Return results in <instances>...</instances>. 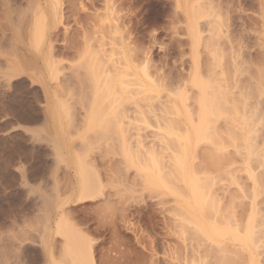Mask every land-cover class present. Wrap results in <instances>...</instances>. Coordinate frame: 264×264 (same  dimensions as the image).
I'll use <instances>...</instances> for the list:
<instances>
[{
	"label": "rangeland",
	"instance_id": "rangeland-1",
	"mask_svg": "<svg viewBox=\"0 0 264 264\" xmlns=\"http://www.w3.org/2000/svg\"><path fill=\"white\" fill-rule=\"evenodd\" d=\"M37 1L39 0H7L6 2L4 0H0V28L3 25V28L0 29V254H3L2 256L0 255V264H46V262L47 264L60 263L61 254L59 253L61 251L60 247L62 246V243L60 244L59 242H61V239L56 236H54L53 238L48 237L49 233L46 232L47 227L45 226V222H47V219L45 220L46 216L44 215L48 214H45L46 212L53 211L51 213L53 214V218H55V216H57L56 214L61 213V210L58 208L55 209L53 207H55L56 204L60 203L62 200H65L64 202H66V200H69L73 196L72 192L74 191L73 186L75 187V171L71 167V162H74V159L80 156L85 159L86 165L89 166L90 171H92V177H94V181H97L95 183L97 184L99 182L100 189L103 186L101 189L102 191L100 190L101 195L104 193L103 198L110 202H106V200L103 198H98L94 201L91 200L83 203H70L68 204V206L66 204L65 207L63 205V207L65 208L63 209L67 210V212L71 211L72 214L74 213L72 218L73 220L75 219V217L79 219H75L79 223L80 220H83L85 218L83 221H85L86 224L84 222L83 223L85 224V226L87 225V223H89L87 226L91 227V229L97 228V225L101 226L100 224L103 223V220L104 228L109 224L108 229H104L106 232L103 230V228L101 229L100 232H105L103 235L102 233H99V231L97 233V236H95V231V234L92 233L94 234L92 237L95 236V239L93 238L94 243H97V245H95V251L97 250L95 252V258H97L95 259V263L97 262V264H103V254L106 251L105 249L110 246V250L109 248L107 249L109 252L112 251L111 249H113L112 252L108 253V255L113 254V256L109 255V257L111 256L112 259L110 264H127L128 262H126V260L129 261L130 264H140L141 262V264H189V260H192V258H190L192 257V255L188 256V253H195V250H191L192 253H190V251H187V247L189 246L188 244L191 243V246L194 244L193 246H196V248H198L197 246L200 242H195L194 236H192L191 233V235L189 233L186 234L187 236L183 235L184 237L180 235L181 231L179 229V226L177 229L175 224L178 222H175V215H173L174 211L171 209L174 206L172 197L170 196V198L164 194L159 195V193L151 190L146 191L147 189L145 190V188H142V184L141 182H139L140 180L138 181L134 169H131L130 172L128 171L125 173L123 166H119L120 162L118 164V162L116 161H120L119 159L121 158L117 155V146H112V142L110 139L106 140L107 142L103 140L105 143L101 141L102 144L99 145L101 142L93 140V135L91 137L89 136L88 139L90 140V142L95 141L96 144L98 143L97 145L94 144V142H85V145L83 144V142H81L82 139L80 133H83L82 121L84 120L83 116L85 115V109L83 106L85 105L84 103L81 104V101H79V99L76 97H72L73 99L71 98V95H69L68 97L69 92L67 91L70 90L67 88H72L73 91L74 89L75 91L77 89V81L75 79L76 74H74L75 71L73 70L81 60V56L83 53H85L86 48L92 51L94 50V52H99L100 50V54H102L100 56L102 58L104 57L105 59L107 58L106 61L108 62H105L110 71H113L115 67V72H120V76L123 75L124 80L128 75L126 77L127 81L130 77V80L135 78H132V72L134 74V71H137V73L140 71V74H142L143 67L146 68L147 65L149 66H147L148 73H151V75H149L152 76L153 79L158 77L156 78L158 79V81H164L165 79L161 80V78L163 77H166V80L164 82L169 79L173 80L179 74L181 75V71L182 75L187 74L189 70L188 68L191 65L190 63L192 60L193 52L192 45H190L191 40L188 33L187 19H185V12L188 11L189 6H193V0H187V3L181 0L180 5L178 6L177 4L179 0L178 2L177 0H49L52 3L54 2L53 4L51 3L52 6L55 4L59 11L62 10L61 13L63 14V22L59 25L60 30L58 29V31L55 33L56 36H54L53 45L55 44V46L49 52H41V54L43 53L45 54V56L48 53L49 56L48 54L47 56L52 60V63H54L53 65L56 68L55 71L59 70L57 71L58 77H56L54 80V77H52L53 75H51V73L50 75L48 74L49 71L44 73V71H46L47 69L44 67V64H42L40 60L42 59L43 54L42 56H39L40 52L25 46V43L28 41L27 26L31 19V14L37 9L39 5V2ZM46 1L48 4L46 3ZM46 1L44 0L45 4L42 1L41 2L43 5L47 4L46 6L48 7L49 5L50 7L51 5L49 4L48 0ZM210 2H212L213 4ZM4 3H6V6ZM209 3L211 5L210 8L207 5ZM203 4H205L204 7L201 3L202 9L205 12H207V10H211L212 16L204 19L201 18L198 20L199 28L203 29L200 31H205L201 33L202 37L205 38H202V40L204 41L200 43L199 47V51H201V54H203V56H201L204 57L205 52H208L204 49L207 50V43L205 42L210 37L211 40H209L211 42L213 40L212 44L214 45V48L218 47L226 53H240L241 58L239 57V60H242V58L246 57L248 58L249 55L250 58L252 56V58H254L253 64H255V62L257 61L255 67L252 64L253 67L251 68H254L253 70H255V72H252V74L258 71L260 74V68L262 67L261 70H264V67L262 66L264 64V49H262L264 48V0H205ZM218 4L221 5V8ZM8 5L11 6V8L13 7L14 13H12L11 19L4 12L6 10L5 7H7ZM238 5L240 8L238 7ZM206 6L208 7V9H205ZM177 7H179L181 11ZM81 9L84 11H81ZM217 11H219V13H216ZM3 12L5 14L4 16H6L4 18H7L8 21L3 18ZM208 14H210V12ZM217 14L220 18V20L218 19L219 22H217ZM213 15L217 16L214 17ZM252 16L253 18L250 19V17ZM12 24L14 25V27ZM108 24H110V26ZM17 25H20L19 29ZM8 26L9 29L6 30V27ZM21 26L24 29H22ZM67 26L69 30L65 32V27ZM16 29L22 32H20L21 35ZM10 30L15 31V33H12ZM214 30H216V34L218 35L215 34V36L213 37L211 35L214 34H211V32L213 33ZM105 32L107 35L105 34ZM16 34H19L20 36H17ZM99 34L102 37H100ZM217 36L218 39L221 38V40L216 39L215 37ZM84 37H87V41L89 42V44L84 41ZM103 37L105 39H102ZM21 39H23V41ZM94 39L96 40L94 41ZM209 40H207V42H209ZM112 41H114L115 44L112 43ZM67 42L69 46L67 45ZM116 43L119 45H117ZM120 43H123L122 46L120 45ZM127 44L129 45L127 46ZM83 45L85 48L83 47ZM123 45L125 46L123 47ZM115 46H119V48H121V53L120 49L116 48ZM237 50L239 51L238 53ZM109 51L111 53V56H108ZM112 51H114V53ZM24 53L25 55H23ZM247 54L249 55L246 56ZM22 56H25V61ZM37 56L39 57L37 58ZM53 56L55 58L54 60ZM119 56H121L122 58ZM26 58L29 61H27ZM36 58L38 59V62ZM126 58H129L128 60L132 64L131 71L130 69H128L130 74L126 71ZM205 58H200V62L201 59L202 61L206 60ZM247 58L246 60H248ZM31 62H34L35 66H32ZM204 62L206 63V61H203L202 63ZM146 63L147 65L145 66ZM249 63L251 64L252 60ZM26 64L29 65L27 66ZM227 64H231V61L227 60ZM133 65L135 66L134 68ZM29 66L33 67L34 69L30 68ZM135 68H139V71ZM249 68L247 69L246 64L242 66L243 72L241 77L246 75L247 70L249 72L252 70ZM10 70H14L15 72H11ZM115 72L113 71L112 73ZM68 74L71 75L68 76ZM248 74L250 75L251 73ZM8 76L13 77L10 78L11 81ZM71 78H74L76 82L73 81L74 79L71 80ZM130 80L129 82L133 83V80ZM129 82H127L128 85ZM63 85H65V88ZM74 85L75 87L73 88ZM135 88L136 87L133 86V84L129 85L128 90L131 91L129 94H127L128 91L126 90V94L124 97L129 95L131 96V92L133 93L135 91ZM164 94L166 95L167 92L162 93L163 96ZM63 96L67 98V104L68 101L69 103L72 102L70 104H73L72 106L74 108L69 104V106L72 107H69L70 111L72 110V113L69 111L70 115H56L55 117H59L55 120L51 109L55 108L56 104H58V101L66 103ZM134 96H136L135 93L132 96V100L135 99L136 102L137 98ZM53 97L55 99H52ZM70 99H72V101H70ZM123 99L124 98H122V101ZM132 100L130 102L123 101L126 102L125 104L123 103L124 107L121 105L122 112H126V115L123 113L124 116H127H122L126 119L123 120L125 122L124 131L126 132L124 133V136L128 143L132 144V146L137 143L136 140H138V138L135 137L141 136L140 138L142 141H144V144L145 142L147 143V145L145 144V146L150 147L148 146V143L149 145H153L155 140L154 138L157 137L156 133H154L156 130L152 128L156 125H154V123H156V120H154L155 118H153V115L148 112L145 114V119L143 117H141L140 119L136 118L137 115L135 114L134 117L132 113L135 110V102H133ZM132 103L134 104L131 106ZM127 113L129 114L127 115ZM134 122L137 123L134 124ZM148 122H150V126L147 125ZM139 123L140 126L138 125ZM80 125H82V127H80ZM157 140L158 138L154 143V145H156V148H158L159 144L161 146L163 145L159 140V142ZM86 146L88 148H86ZM113 151L116 152L114 153ZM113 160H115V162ZM112 167H114V169ZM112 173L115 177L117 176V178L113 177ZM123 177L126 179H124ZM69 179L72 181L70 182ZM67 185L69 189H67L66 191ZM68 190L70 192H68ZM67 194L69 196H67ZM48 196H50V198L52 196L53 200L55 199L54 202H52L53 200L50 201ZM119 196H121L122 200L125 199L124 201H126L127 199L128 202H126L129 205L127 203L126 204L130 207V211L133 210V212L130 213L128 211V214L126 213L127 215L123 213L124 211H127V209L124 210L126 208L125 202L119 200ZM165 196H167L168 198ZM59 198L61 201L57 200ZM110 198L114 201H121H116V203H119H117L119 206H113L117 208L116 210L112 209V204H114L115 202ZM46 200L56 211L50 210L51 207L48 209V207L46 206ZM104 200L105 202H103ZM101 203H103V206H101ZM106 203L112 204L110 206H107ZM116 203L115 205H117ZM52 204H54V206H52ZM121 204L123 208L125 207L124 209L121 207ZM106 206L107 208H105L106 210L104 212V207ZM109 207H111V209ZM46 208L47 210H45ZM168 210L173 213L171 214ZM54 211L56 214H54ZM97 211H99V213H97ZM124 214L128 216L131 222L133 221L132 223H134L136 227L139 226L137 230L140 234L135 235V233L127 231L123 226L124 223L122 221L121 222L123 224L121 222L117 223L122 220L121 216L123 218ZM90 216L92 217V220L89 219L91 218ZM101 217L104 219L100 220ZM118 217L119 219H117ZM172 217H174V220ZM105 220L107 223H105ZM114 220L116 221V223ZM113 221L115 224H117L114 225L115 228L117 227L121 231L120 237L123 236L125 242H127L128 244L123 242V237L122 239L120 237L118 238V234L114 235L113 233L114 236L111 235L112 233L111 231H109L111 230V228H109V226H112L113 223L111 222ZM83 223L81 221V224L79 225L81 227H84L82 226L84 225ZM46 224H48V222ZM123 228L125 229L122 230ZM114 229H112V231ZM119 229L117 230L119 231ZM177 230H179L180 232ZM114 232L116 231L114 230ZM141 233L142 235H144L142 236ZM134 235H138L137 237L143 240L141 241L136 237L140 241L138 244V241H136L137 239H135ZM55 237L56 239H54ZM112 237L113 239H111ZM114 237L117 240H122V242L121 240L119 241V243H121L120 245L119 243L117 244L118 241ZM185 237H189V239L186 238L188 240L187 243ZM53 239L55 243L53 242ZM115 240L117 242H114ZM151 241L152 245H154V252L153 250L151 251ZM47 242H53L52 246L54 245L53 251L55 252L54 261L50 260V258L45 254L46 252L44 248ZM141 242H143V245ZM149 245H151V247H149ZM199 245H201V243ZM183 248L187 249L185 250ZM196 248L194 247L193 249ZM203 248L205 247H202V249ZM189 249L192 248L190 247ZM122 251H124L125 253H122ZM120 252L124 256H122ZM129 252V256L126 255ZM135 252H137V258ZM184 252L188 253H185L184 255ZM150 255H152V258ZM186 256H188L190 259L187 257V259L184 261V258H186ZM133 258L136 259L134 260ZM118 259L120 260L119 263L117 262ZM155 260L158 263H156ZM207 260L208 261L206 263L211 264L212 260ZM187 261H189V263Z\"/></svg>",
	"mask_w": 264,
	"mask_h": 264
},
{
	"label": "bare ground",
	"instance_id": "bare-ground-1",
	"mask_svg": "<svg viewBox=\"0 0 264 264\" xmlns=\"http://www.w3.org/2000/svg\"><path fill=\"white\" fill-rule=\"evenodd\" d=\"M4 1L6 2L7 0H4ZM41 1L45 4L44 0H41ZM41 1L40 0L37 1L39 2L38 3L39 5L37 9L30 16L31 19L27 26L28 41L25 43L26 47L40 52L39 56L40 55L42 56L44 51L49 52L55 46V44L53 45L54 36H56L55 33L58 31L59 25L63 22L62 21L63 14L61 13L62 10L59 11L55 4L52 6L54 2L52 3L51 1L48 0L51 6L49 7L48 5L47 7L46 6L48 4L47 1L45 0L47 3L46 5H43ZM182 1L187 3V0L185 1L182 0ZM204 1L205 0H193L192 1V4L194 3L193 6L192 7L189 6L191 4L190 3L189 5H187L189 6L190 9L186 7L188 8V11L185 12L186 14L185 19H187L188 33H189V37L191 40L190 45H192V52H193L192 60L190 63L191 65L188 68L189 69L188 72L186 71L187 74L182 75V71H181V75L179 74L180 76L178 75L173 80L169 79L170 82L169 80H167L168 82L167 81L164 82L166 80V77L165 78L163 77L161 78V80L162 79L163 80L165 79V80L164 81L159 80L160 83L162 82L160 84L158 79H156L158 77L156 78L154 77L155 79H153L152 76H150L151 73H148L149 66L146 63L145 66L147 65L148 67L146 66L145 68L142 66L143 67L142 74H140L141 72L139 71V68H135L136 70L138 69L139 72L137 73V71H134L135 72L134 74L132 72V75H133L132 78L134 77L135 78L130 80L131 78L130 77L128 78V81H127L126 80V77L128 76L127 74H125L127 76L125 77V80H124V76L123 75L120 76L121 74L120 72L119 73H116L117 71L115 72L114 70L115 67L113 69L115 73H112L113 72L112 70H111L112 72L110 71V69L108 68L106 64V62H108L106 61L107 58L105 59L103 57L105 59L104 60L100 56L102 55L100 54L101 53L100 50L99 52H94V50L92 51L86 48L85 53H83L81 56V60L79 61L78 65L74 67V70H73L75 71L74 74H76L75 79L77 81L76 83L77 89L76 91L75 89L73 91L72 88L71 89L67 88L70 90V91H67L69 92L68 97L69 95H71V98L76 97L79 99V101H81V104L84 103L85 105L83 106L85 109V110L83 109L84 114H85L83 116L84 120L82 119L83 120L82 121L83 122V133L82 132H81L82 134L80 133L81 139H82L81 142H83V144L85 142L86 143L94 142V144H96L95 141L101 142L103 140L106 141L110 139L112 142V146L114 147L117 146L116 147L117 155L121 158L119 159L120 161L118 160L116 161L118 162V164L120 162L119 166L120 165L123 166L125 173L128 171L130 172L131 169H134L136 172V177L138 178V181L140 180L139 182H141L142 188H145V190L147 189L146 191L151 190V191L159 193V195L164 194V195H167L168 197L170 196L172 197L174 206L172 205L173 207L171 209L174 211V213L171 212L170 210L168 211L171 214L173 213V215H175L174 216L175 222L176 221L178 222L175 224H176L177 229L179 226V229L181 231L180 235L184 237L186 234L191 233L192 236H194L195 242L197 241L201 243V245H199L200 243L198 244L197 246L198 248H196V246H193L194 244L191 246L190 245L191 243H190L188 244L189 245L188 247L186 244V247L188 249L190 247L192 249H189V250L187 248H183V249L185 250L187 249V251H190V253H192L191 250L193 251L195 250V253L194 252L193 253L194 255L195 254L196 255L194 256L193 253L189 254L188 252H184V255L185 253H188V256L192 255V257H190L192 258V260L188 256H186V258H184V261L188 257L190 259L189 260L190 263L189 261H187L189 264H207L206 263L208 261L207 259L212 260L211 264H264V136H263L264 135L263 134L264 132V73H263L264 70H261L262 68L261 67L260 74H259V71L252 74V72H255V70H253L254 68H251V67H253V65L255 67V64L257 62L256 61L255 64H253L254 58H252V56L250 58L249 54L246 55V56L249 55L248 58L246 57L249 60V62L252 60L251 64L248 62V60H246V58H242V60L241 59L239 60V57L241 58L240 53L239 54H233V52L226 53L225 51L219 49L218 47L214 48V45L212 44L213 40L211 42L210 37L207 40L210 39L209 42L211 43L207 42V40L205 42L207 43V46L205 44L207 50L206 49L204 50L208 51V52H205V55L207 53L206 58H205V55L204 57H202L203 54H201V51H199V47H200V43L204 41L202 40L203 37L201 33L205 31H200L203 29L199 28L198 20L201 18L204 19V18H208L209 16H212L211 10H207L208 13L210 12V14H208L202 9L201 3L204 7L205 5L203 4ZM180 3H181V0H179L177 6L180 5ZM210 3L207 4L209 8L211 7ZM4 4L6 6V3ZM9 5L5 7L6 10L5 11L3 10V11L11 19V15L14 12H13V7L11 8V6ZM219 6L221 8V5ZM179 7L177 8L179 9ZM82 9L81 11H84ZM205 9H208V7L206 6ZM4 12H3V18L6 17L4 16L5 15ZM216 13H219V11H217ZM220 13H221V9H220ZM251 18H253V16L250 17V19ZM4 19L7 20V18H4ZM218 19L220 20L219 15L217 16V22H219ZM108 25L110 26V24ZM19 26H18V29L20 28ZM2 28H3V25L0 29ZM211 28H212V25H211ZM7 29H9V26L6 27V30ZM22 29L24 28L22 27ZM68 30H69L68 26L65 27V32H67ZM17 31L20 34L21 31L20 30H17ZM214 31L213 33L211 32V34H214V35H211L213 37L216 34V30ZM11 32L15 33V31L13 30ZM84 38L86 39V40L84 39V41L89 44V42L87 41V37H84ZM215 38L218 39V36ZM102 39H105V38L103 37ZM219 39L221 40V38ZM21 40L23 41V39ZM95 40L96 39H94V41ZM112 43L115 44L114 41H112ZM122 44L120 43L121 46ZM67 45H68V42H67ZM70 45H71V42H70ZM128 45L129 44H127V46ZM124 46L125 45H123V47ZM116 48H119V46ZM119 49L121 53V48ZM41 52L43 53L41 54ZM112 52L114 53V51ZM238 52L239 51L237 50V53ZM47 54L46 56L45 54H43L42 59L40 60H41V63L44 64V67L47 69L46 71H44V73L49 71L48 74L50 75L51 73V75H53L52 77H54L53 78L54 80L56 77H58L57 71L59 70L55 71L56 68L53 65L54 63H52V60L49 59L48 57L49 54L48 56ZM110 54L111 53L109 51V55L108 54L107 55L111 56ZM23 55H25V53ZM26 56H30V55H26ZM39 56H37V58ZM22 57L24 59L25 56H22ZM200 58H205L206 60H203V61H206V63L205 62L202 63L203 62L202 59L200 62ZM54 59L55 58L53 56V60ZM128 59L129 58H126L125 66L127 70L126 69L125 70L127 71V73L130 74L128 69H130L131 71L132 64L130 63ZM108 60H109V57H108ZM227 60L231 61V64L228 65ZM246 61L248 64L246 63ZM37 62H38V59H37ZM109 62H113V61H109ZM31 63H32V66H35L34 62H31ZM29 64H26V65L28 66ZM244 64L247 65V69L249 68V65H250L249 69H252L253 71L251 70L249 72L247 70V72L251 74L249 75L246 72V75L241 77L242 72H243L242 66ZM262 66L264 67V64ZM134 67L135 66L133 65V68ZM30 68L34 69L33 67H30ZM71 74H68V76ZM8 78L10 79L13 77L8 76ZM73 79L71 78V80ZM75 79L73 81H75ZM129 80L130 81L133 80V83H130ZM127 82H129V85L133 84V86L136 87L135 91L133 93L131 92L132 95L131 96L129 95L130 97H132L133 94L135 93L136 96L134 97L137 98L136 102H135V99L132 100L133 97L132 98H130L129 96L124 97L126 94V90L128 91L127 94H129L131 91V90H128L129 85ZM63 86L65 88V85ZM74 87L75 85L73 86V88ZM166 92L167 94L166 95L164 94L163 96L162 93H166ZM54 97L52 99H55ZM63 97L65 98V96ZM122 98H124L123 101H126V102L127 101L130 102L131 100L135 102L136 105L134 103L131 104V106L133 104L135 106V110L133 109L134 112L132 113L134 117L135 115H137L136 118L140 119L141 117H143L145 119L146 118L145 114L147 112L153 115V118H155L154 120H156L155 121L156 123H154V125L155 124L156 125L152 128L156 130L154 133H156V136H157L154 138L155 139L154 143L156 139L158 138V140L163 144L162 146L159 144L158 148H156V145H154V143L153 145H149L148 143V146L150 147H146L145 144L147 145V143L145 142L144 144V141H142L140 138L141 136L135 137V138H138V140H136L137 141L136 143L137 145L135 144L136 146L135 145L132 146V144L128 143V141L126 140L124 136V133L126 132L124 131L125 122L123 120L125 118L122 117L124 116V114L126 115V112L124 111L122 112V109H121V105L124 107L123 103L125 104L126 102H123ZM66 99L67 98L64 99L66 103L58 101V104H56L54 102L56 106L54 109H51V110L53 112V116L55 120L56 118L59 117V116L55 117L56 115L61 116L62 114H65V115L69 114V111H70L69 107H71L73 104H70L72 102L69 103V101L67 104ZM72 99H70V101H72ZM69 104L71 106H69ZM128 114L129 113H127V115ZM124 117H127V116H124ZM136 123L134 122V124ZM138 125L140 126V123ZM147 125L150 126V122H148ZM80 127H82V125H80ZM89 136L90 137L93 136L94 137L93 140L95 141L90 142V140L88 139ZM101 144L102 142L99 145ZM87 146L86 148H88ZM110 147H111V144H110ZM113 152L115 153L116 151H113ZM113 161L115 162V160ZM72 162H71V165H72L71 167L75 171V177L73 176L75 178V183H74L75 187L73 186L74 191L72 192L73 196L71 198L69 197L70 199L66 200V202H64L65 200L61 201L60 198L57 199V200H60L61 202L59 201L60 203L56 204L57 207L55 206L53 208L60 209L61 213L59 214L55 213L56 210L53 209L50 206V203H48L46 200L47 204L46 203L45 204L48 207V209L51 207L50 210H55L54 214H56L57 216L53 218V214L51 213L53 211H50V210H48L50 212L45 211L46 212L45 214L48 213L47 214L48 217L47 215H44L46 216L45 220L47 219V222H48V224H46L47 222H45V226L47 227V229L46 228L45 229H46V232L49 233L48 235L49 238H53L54 236H56L59 239H61V242H59L60 240L58 241L60 244L62 243L61 244L62 246L60 247L61 251L59 253L61 254L59 264H97V262L95 263V259H97L95 258V252L97 251V250L95 251V245H97V243L96 244L94 243L93 238L95 239V236H97L98 231L99 233H102L100 232L102 228L103 230L108 229L109 224L107 225V227L104 228V220H103V223L100 224L101 226L97 225L96 226L97 228L91 229V227L87 226L89 223H87V225L85 226L86 223L85 221H83L85 219L84 217H83L84 218L83 220H80V223L75 220L77 219L76 217L74 221L72 218L74 213L72 214L71 211L67 212V210H64L65 209L64 207L66 204L68 206V204L70 203L72 204L73 203L74 204L83 203V202H88L91 200L94 201L98 198L99 199L103 198L104 193L101 195V192H100L103 186L100 189L99 182L97 183L99 185L95 183L97 181H94L93 179L94 177H92V174H91L92 171H90L89 166L86 165L85 159H83V157L80 156L74 159L73 163ZM114 167L112 168L114 169ZM112 176L115 177L113 173H112ZM115 178H117V176ZM71 181L72 180H70V182ZM67 189H69L68 185L66 187V191ZM68 192L70 191L68 190ZM67 196L69 195L67 194ZM121 196H119L120 197V199L118 198L119 200H122ZM48 197L50 201L53 200L52 196H51L52 199L50 198V196ZM54 200L52 202H54ZM105 200L103 202H105ZM119 200H116V201H119ZM107 201L108 200H106V202ZM116 201L114 202L116 203ZM126 201H124L126 208L124 207L125 208L124 209L122 204H121V207L124 210L127 209V211H124L123 213L128 214V211L131 213L133 212V210L130 211V207L127 206L128 201L127 202ZM115 203L114 204L111 203L112 207L119 206L118 202H117L118 204L116 203L117 205H115ZM101 204H102L101 206H103V203ZM106 204L107 206L111 205L109 203H106ZM52 206H54V204H52ZM107 206L104 207V212ZM115 207H113L112 209L116 210L117 208ZM96 208H99V207H96ZM109 208L111 209V207ZM45 210H47V208ZM97 213H99V211H97ZM125 214L123 215V218L121 216L122 220H120L117 223H120L122 221L124 223L123 226L126 228L127 231L131 233H135V235L140 234L137 230L139 226L136 227V225L132 223L133 221L131 222L128 216H126L127 214L126 215ZM174 217H172L173 220H174ZM89 219L92 220V217ZM102 219L104 218L101 217L100 220ZM117 219H119V217ZM90 220H87V221H90ZM81 221L82 223L83 222L85 223V224L83 223L84 225H82L84 227H81L79 225L81 224ZM114 221L111 222L113 223L112 224L113 227L110 225L111 227L109 226V228H111V230L109 231H111L112 236L118 234V238H119L121 231L119 228L117 227L115 228L114 225H117V224H115L116 221L115 223ZM99 222H102V221H99ZM105 223H107L106 220H105ZM118 227H122V226H118ZM125 228H123L122 230H124ZM112 229H114L116 232H114V230L112 231ZM117 229H119V231ZM94 231L96 234L94 233ZM105 232H103L102 235ZM92 233L95 234L94 237H92L94 235ZM137 236H135V239L138 238ZM56 237L54 239H56ZM122 237L120 238L122 239ZM186 238L189 239V237H185V240L187 243L188 240ZM54 239H53V242L55 243ZM111 239H113V237ZM121 239H118V240L116 239L118 242L116 240L114 242H117L118 244ZM138 239L136 241H138V244H139L140 242L139 240H141V238L139 240ZM122 240L124 243L128 244L127 242H125L124 237ZM52 243L47 242L44 250L46 252L45 254L50 258V260L54 261L55 252L53 251L54 245L52 246ZM141 243L143 245V242ZM120 244L121 243H119V245ZM98 245H99V242H98ZM151 245H152V241H151ZM151 245H149V247H151ZM153 246L154 245H152V247ZM152 247H151V251L153 250L154 252L155 249L154 247L153 248ZM194 247L197 250L193 249ZM202 247H205V248L202 249ZM107 249H105L106 254L105 253H104L105 255L103 254L104 257L100 255L104 260L103 261L101 259L103 261V264H106V263L110 264L112 261L111 256H113V254L112 255L109 254L111 255L109 257L108 253L112 252L113 249H111L112 251L110 252ZM122 253H125V252L122 251ZM136 253L137 252H135V255L137 258ZM129 254L130 252L126 255L129 256ZM0 255L2 256L3 254H0ZM150 256L152 258V255ZM119 261L120 260L118 259L117 262L119 263ZM131 261H132V258H131ZM126 262H128L127 264H130L129 261L126 260ZM155 262L158 263L156 260Z\"/></svg>",
	"mask_w": 264,
	"mask_h": 264
}]
</instances>
